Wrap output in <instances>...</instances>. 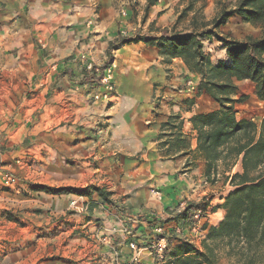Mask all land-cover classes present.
<instances>
[{
    "label": "crops",
    "instance_id": "0c3cea01",
    "mask_svg": "<svg viewBox=\"0 0 264 264\" xmlns=\"http://www.w3.org/2000/svg\"><path fill=\"white\" fill-rule=\"evenodd\" d=\"M5 1L6 6L17 9L25 5V0H0V4ZM143 1L142 10L133 18L131 7L127 4V8H121V0H27L28 15L38 16L40 21L35 26L37 36L45 41L36 60L46 63L47 73L54 76L47 75V94L57 86L54 97L84 102L89 95L85 93L95 86L86 76L82 78L78 54L86 52L98 65L113 57L114 92L94 103L101 126L91 134L82 131L76 140L81 143L84 157L93 156L107 164L113 210L104 215V222L119 247L117 259L123 264L150 263L154 225H162L172 236L175 226L186 227L192 220L193 211L189 218H180L176 212L183 208L180 204L205 203L207 193L217 186L205 181V164L196 154V132L189 120L194 114L215 109L217 104L188 86L190 79L197 85L199 78L188 71L180 58L168 59L143 40L120 43L137 34L133 32L140 27L145 12L142 25H150L143 35L170 32L157 21L172 14L173 0H156L147 10L146 0ZM159 12L162 13L156 18ZM90 19L92 24L88 23ZM118 30L128 35H122L123 31L118 34ZM220 32L231 38L258 36L257 26L236 15L228 18ZM221 56L226 58L224 49ZM243 82L250 81L238 82L235 98L251 94ZM95 90L103 89L98 84ZM236 115L246 118L244 114ZM208 202L211 216L205 229L217 225L223 213L220 207L213 211L212 200ZM218 214L217 221L211 222ZM131 241L140 245L137 262L132 261L128 247Z\"/></svg>",
    "mask_w": 264,
    "mask_h": 264
},
{
    "label": "rangeland",
    "instance_id": "374dc122",
    "mask_svg": "<svg viewBox=\"0 0 264 264\" xmlns=\"http://www.w3.org/2000/svg\"><path fill=\"white\" fill-rule=\"evenodd\" d=\"M121 2V8L131 7L133 18L145 3ZM24 3L22 9L6 6V1L0 4V264L120 263L119 247L105 224L104 215L113 210L107 164L93 156L84 157L76 140L82 131L91 134L101 126L94 103L114 92L113 57L98 65L86 52L78 54L82 78L86 76L95 86L85 93L89 95L84 102L54 97L57 86L47 94V75L53 74L47 73L46 63L36 60L45 42L37 36L35 26L40 21L38 16L28 15L27 0ZM233 4L234 0H173L172 14L151 24L157 21L170 32L193 26L198 31L210 29L212 19ZM144 17L133 33L149 31L150 24L142 25ZM88 23L92 24V19ZM220 28L214 31L220 34ZM257 28L260 35L264 27ZM121 33L128 35L118 30ZM202 41L204 53L213 62L222 59L221 44L214 35L203 36ZM108 68L112 71L110 92L101 81ZM97 83L103 90H95ZM242 84L251 94L236 103L235 111L259 124L264 120V101L257 99L251 82ZM238 168L236 165L233 171ZM211 185L217 186L201 205L207 208L212 200L214 209L232 187L223 185L221 178ZM66 187L87 189V194L60 191ZM219 217L214 215L211 222Z\"/></svg>",
    "mask_w": 264,
    "mask_h": 264
},
{
    "label": "trees",
    "instance_id": "16d2710c",
    "mask_svg": "<svg viewBox=\"0 0 264 264\" xmlns=\"http://www.w3.org/2000/svg\"><path fill=\"white\" fill-rule=\"evenodd\" d=\"M156 0H146L147 10ZM264 27V0H236L234 7L223 8L211 21L210 29L198 31H161L156 36L135 34L120 43L143 40L168 59L180 58L188 71L199 78L196 92L213 99L217 107L190 117L196 132V154L204 161L205 181L232 189L218 206L222 217L217 225L206 227L198 248L188 240L168 236L165 255L172 264H264V120L238 118V82L248 80L254 94L264 101V31L258 36L231 38L214 31L230 16ZM220 42L226 58L213 62L203 51V36ZM238 165L239 168L233 171ZM44 189V187H38ZM99 195L103 191L95 188ZM65 192L87 194V189L66 187ZM199 205L187 204L182 220ZM217 207L212 209L216 210ZM192 212V214H193Z\"/></svg>",
    "mask_w": 264,
    "mask_h": 264
},
{
    "label": "built area",
    "instance_id": "2783aa9c",
    "mask_svg": "<svg viewBox=\"0 0 264 264\" xmlns=\"http://www.w3.org/2000/svg\"><path fill=\"white\" fill-rule=\"evenodd\" d=\"M91 65L88 64L87 68H90ZM112 71L110 68H108L105 72V75L102 77L101 81L104 83L109 92L112 90V85L110 83ZM188 86L192 89L196 90L197 85L195 84V81L190 79L187 82ZM156 195L159 194V191H153ZM183 206L181 210H176L177 214L179 216H182L187 203L183 202L180 204ZM178 205V206H180ZM211 216V211L209 207L205 208L203 205L200 204V206L193 212L191 218V222L188 226L182 227L181 225H177L173 228V236L179 238L188 240L189 242L193 243L195 246L199 247V241H202L206 234V229L204 225H206ZM186 231V233H185ZM151 241V251H152V261L148 264H172L169 263V260L167 256L165 255L166 249H167V242H168V235L165 232L162 225L156 224L153 227V236L150 238ZM129 249L132 252V261L137 262L138 256H139V245L131 241L128 244Z\"/></svg>",
    "mask_w": 264,
    "mask_h": 264
}]
</instances>
